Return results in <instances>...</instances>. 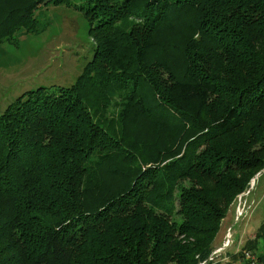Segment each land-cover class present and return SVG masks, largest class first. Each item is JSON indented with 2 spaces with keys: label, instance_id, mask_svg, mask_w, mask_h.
<instances>
[{
  "label": "trees",
  "instance_id": "16d2710c",
  "mask_svg": "<svg viewBox=\"0 0 264 264\" xmlns=\"http://www.w3.org/2000/svg\"><path fill=\"white\" fill-rule=\"evenodd\" d=\"M50 4L93 52L0 114V264H225L215 236L264 166V0H0V43Z\"/></svg>",
  "mask_w": 264,
  "mask_h": 264
},
{
  "label": "rangeland",
  "instance_id": "374dc122",
  "mask_svg": "<svg viewBox=\"0 0 264 264\" xmlns=\"http://www.w3.org/2000/svg\"><path fill=\"white\" fill-rule=\"evenodd\" d=\"M35 15L39 22L34 31L22 29L14 40L0 43V114L25 90L71 86L92 57L94 41L82 13L50 4L42 5ZM263 222L264 166L236 196L221 221L213 245L224 249L222 263L245 264L244 250L264 254V238L254 244Z\"/></svg>",
  "mask_w": 264,
  "mask_h": 264
},
{
  "label": "built area",
  "instance_id": "2783aa9c",
  "mask_svg": "<svg viewBox=\"0 0 264 264\" xmlns=\"http://www.w3.org/2000/svg\"><path fill=\"white\" fill-rule=\"evenodd\" d=\"M223 253H224V249H222V247L215 248V250H213L210 256L208 257V260L212 261ZM242 254H243V261L245 262V264H264L263 262H260L257 256L250 251L244 250Z\"/></svg>",
  "mask_w": 264,
  "mask_h": 264
},
{
  "label": "crops",
  "instance_id": "0c3cea01",
  "mask_svg": "<svg viewBox=\"0 0 264 264\" xmlns=\"http://www.w3.org/2000/svg\"><path fill=\"white\" fill-rule=\"evenodd\" d=\"M216 247H218V246H216Z\"/></svg>",
  "mask_w": 264,
  "mask_h": 264
}]
</instances>
